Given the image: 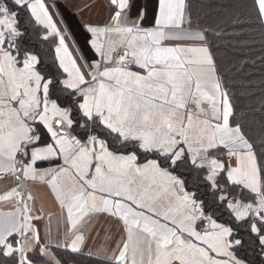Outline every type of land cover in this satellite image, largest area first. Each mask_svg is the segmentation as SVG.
<instances>
[{"label":"snow or ice","instance_id":"snow-or-ice-1","mask_svg":"<svg viewBox=\"0 0 264 264\" xmlns=\"http://www.w3.org/2000/svg\"><path fill=\"white\" fill-rule=\"evenodd\" d=\"M66 7L0 0V264H264V0Z\"/></svg>","mask_w":264,"mask_h":264},{"label":"crops","instance_id":"crops-1","mask_svg":"<svg viewBox=\"0 0 264 264\" xmlns=\"http://www.w3.org/2000/svg\"><path fill=\"white\" fill-rule=\"evenodd\" d=\"M63 4L67 5L66 8H62V11L71 18L73 21L79 20V16L73 17L72 13L76 11V0H67L62 1ZM85 5H91L90 8H87L81 15L85 20H94L96 19L97 15L102 12L103 0H90L86 2L81 7ZM12 181L10 179H0V192H3L9 185H11ZM29 189L32 192L33 196L36 199V207L43 208L45 213L48 212H56L57 207L54 202V197L51 195L50 190L47 186L42 184H30ZM56 221L53 220V227H55ZM98 227V225H97ZM90 245H99L104 242V235L101 233L98 237L96 235L95 229L92 232V237L89 238Z\"/></svg>","mask_w":264,"mask_h":264},{"label":"trees","instance_id":"trees-1","mask_svg":"<svg viewBox=\"0 0 264 264\" xmlns=\"http://www.w3.org/2000/svg\"><path fill=\"white\" fill-rule=\"evenodd\" d=\"M62 1H67V0H62ZM88 1H90V0H76V3L81 6V5H84ZM218 2H227V0H218ZM257 47H258V45H257ZM250 71H253L255 73L254 83H255L256 87L253 88L252 91H254L256 93V98L253 100H250V101H246V102L251 103L255 107H259V102H260V88H259L260 70H259V66L257 65V67L255 69H250ZM83 264H99V262L97 260H95L94 258H85Z\"/></svg>","mask_w":264,"mask_h":264},{"label":"rangeland","instance_id":"rangeland-1","mask_svg":"<svg viewBox=\"0 0 264 264\" xmlns=\"http://www.w3.org/2000/svg\"><path fill=\"white\" fill-rule=\"evenodd\" d=\"M94 1V0H93Z\"/></svg>","mask_w":264,"mask_h":264}]
</instances>
